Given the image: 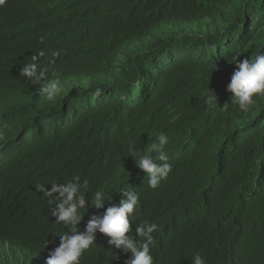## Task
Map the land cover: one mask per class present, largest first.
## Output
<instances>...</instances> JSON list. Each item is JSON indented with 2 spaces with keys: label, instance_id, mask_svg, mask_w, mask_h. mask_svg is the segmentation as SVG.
I'll return each instance as SVG.
<instances>
[{
  "label": "trees",
  "instance_id": "trees-1",
  "mask_svg": "<svg viewBox=\"0 0 264 264\" xmlns=\"http://www.w3.org/2000/svg\"><path fill=\"white\" fill-rule=\"evenodd\" d=\"M41 50L63 88L55 102L20 76ZM261 50L264 0H6L0 264H45L65 229L37 186L76 176L88 180L89 200L98 189L117 204L121 189L139 193L133 232L159 226L154 264H192L196 254L207 264H264V96L244 113L227 91L231 55ZM161 132L172 172L151 189L129 148L147 153ZM108 206L85 210L78 229ZM96 235L81 264H125L130 253Z\"/></svg>",
  "mask_w": 264,
  "mask_h": 264
},
{
  "label": "clouds",
  "instance_id": "clouds-1",
  "mask_svg": "<svg viewBox=\"0 0 264 264\" xmlns=\"http://www.w3.org/2000/svg\"><path fill=\"white\" fill-rule=\"evenodd\" d=\"M5 2L6 0H0V6ZM59 54V52H53L52 56L56 57ZM45 56L46 53L43 50L32 55L30 62L21 67L20 76L39 86L36 89L38 95L43 96L47 101L55 102L63 92V88L54 71L51 72L50 78L49 67L42 60ZM54 62V60H48L47 65ZM227 63L235 66L230 83L227 85V91L231 93V103L237 105L241 112L247 113L256 104V97L264 96V50L259 51L254 57L235 53L231 55ZM208 92L214 93L209 91V88ZM101 94L102 89L97 88L94 91L96 97ZM205 103L210 107H217V95H208ZM227 106L228 104H225L222 110ZM0 136H3L2 131ZM168 143L169 137L161 132L151 143L147 153L139 150L136 145H131L129 148L128 156L132 157L136 166L146 173L148 186L151 189L158 188L172 172V165L168 163L169 155L166 151ZM37 188L44 197L48 198V203L52 206L50 216L54 218V223L61 224L65 229L64 233L58 236L59 245L49 252L45 264H81L82 256L95 243L97 232L109 238L107 243L110 248L124 254L130 253L125 264H154L150 245L153 244V233L158 231L159 226L156 223L144 221L135 225L133 232L134 214L140 206L138 192L121 189V198L117 204L113 203V197H108L104 190L98 189L91 192L89 200L86 199V194L89 193V182L88 180L81 182L78 176L73 177L66 184L52 183L50 190L43 184L38 185ZM106 202L109 206L103 214L92 216L85 230L80 231L77 226L84 219L85 210L88 212L89 207L103 209ZM192 264H207V261L196 254Z\"/></svg>",
  "mask_w": 264,
  "mask_h": 264
}]
</instances>
